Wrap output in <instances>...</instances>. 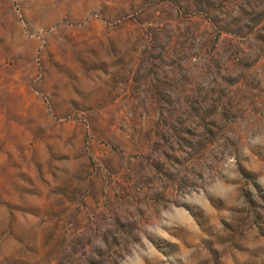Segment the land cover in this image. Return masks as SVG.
I'll return each instance as SVG.
<instances>
[{
    "label": "rangeland",
    "instance_id": "374dc122",
    "mask_svg": "<svg viewBox=\"0 0 264 264\" xmlns=\"http://www.w3.org/2000/svg\"><path fill=\"white\" fill-rule=\"evenodd\" d=\"M0 264H264V0H0Z\"/></svg>",
    "mask_w": 264,
    "mask_h": 264
}]
</instances>
